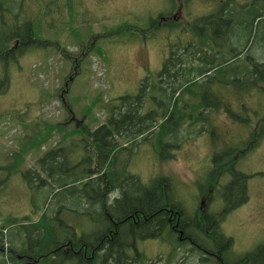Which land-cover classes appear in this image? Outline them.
I'll use <instances>...</instances> for the list:
<instances>
[{
    "label": "rangeland",
    "instance_id": "rangeland-1",
    "mask_svg": "<svg viewBox=\"0 0 264 264\" xmlns=\"http://www.w3.org/2000/svg\"><path fill=\"white\" fill-rule=\"evenodd\" d=\"M65 1L25 0V14L34 19L36 41L31 40L25 45L24 48L28 47L23 48L18 60L6 67L10 74V86L0 94V224L7 215L18 218V224L35 221L46 200L49 214L58 223L61 234L72 235L74 232L75 236L92 240L100 226L96 225V212L94 215L89 213L99 208L96 204L91 205L85 193L77 200L71 194L76 187H69L76 185L89 193V185L77 182L63 188L53 182L41 185L36 177L29 181L21 171V168L38 167V155L55 145L64 131L52 136L39 149L34 148L25 154L20 169L10 173L2 166L11 165L17 152L20 154L24 141L22 135L30 132L26 126L31 122H59L66 126L65 130L84 122L89 128H94L104 121L108 101L115 99L117 103L118 96L138 93L142 79L150 87L157 85L164 59L174 49L181 52L186 50L184 46L187 43L198 44L199 38L195 40L194 36V39H189L191 33L187 32L191 30L188 27L198 23L197 17L214 8L208 7L210 0H67L68 9ZM237 4V16L245 18L243 30L248 32L249 39L242 26L239 39L235 41L205 38L204 60L209 62L215 58L214 61L218 62L219 58L215 56H229L235 46H247L246 40L249 42L247 50L243 48L245 51L238 57L214 67L208 75L201 77L191 86V91L197 95H190L187 99L191 103L194 100L199 106L201 98L212 104L217 103L218 107L213 111L202 108L196 111L197 115L209 112L210 127L207 128L201 119L197 120L190 127L191 132L201 128L206 130L193 138L176 142L177 145L169 150L165 147L166 153L170 154L166 159L154 149L156 138L153 136L148 139L152 143L140 142L134 152L127 148L115 157V166L119 170L124 168L126 172L135 173L144 182L157 176L169 177L172 186L177 188V196L182 200L185 211L190 219L195 217L199 225V211L215 213L216 216L222 210L224 201L221 190L230 180V175L223 171L228 165L236 163V166L233 165L235 169L251 174L248 199L219 219L220 230L232 238L230 249H225L231 259L252 251L264 241V138L259 129L264 124V64H261L264 61V0H237ZM242 4L246 5L240 7ZM169 12L170 18L166 15L164 19H158L155 28L157 17ZM173 15L176 19H171ZM185 18L190 22L187 23ZM169 19L177 23L175 27L170 26ZM152 20L151 32L124 28L130 22L145 30ZM181 21L183 25H180ZM218 24L214 22L211 28ZM219 29H214L216 34ZM13 46L16 49L17 42H12L8 49ZM66 50L73 52L74 59L66 55ZM254 61L261 62V72L255 84L244 72L245 69L254 70ZM189 64L190 61L186 59L183 65ZM182 68L181 65L176 66L178 78H181ZM236 74L241 77L234 84H225L224 78ZM190 76L197 74L191 72ZM166 78L164 76L162 80ZM185 93L181 95L182 101H185ZM156 94L153 88L147 90L145 109L153 107L159 100ZM228 108L237 113L231 114ZM73 114L75 118L71 119ZM232 116L246 120L240 123L231 119ZM191 120L195 121L196 118L192 117ZM182 134L186 135V129L178 132L180 140ZM167 137L173 140L171 135ZM248 142L255 143V146L249 148ZM75 144L77 142L69 140L63 146L66 164L76 163L73 161L81 155L68 153ZM232 146L234 153L223 156L225 166L216 174L218 184L209 183L206 176L212 169V155L221 156ZM245 146L251 150L240 156L237 152ZM82 155L85 156V153ZM174 194L173 191V197ZM78 201L83 203L87 212ZM201 204L203 211L200 210ZM16 226L17 223L7 228V232L13 235L6 236L5 241L9 244L11 240L12 245L18 248L21 236L18 237ZM188 232L204 248L224 253L223 247L216 245L212 237L204 239L203 233L197 228L194 230L192 225ZM22 242L25 244V237H22ZM189 243L191 241L185 237H171L166 231L159 239L143 240L139 242V247L137 244L138 251L143 255V260L138 264H220L213 256L209 255L210 259H207L196 253ZM221 257L226 261L225 254ZM67 264H78V260L71 259ZM93 264L107 263L101 260Z\"/></svg>",
    "mask_w": 264,
    "mask_h": 264
},
{
    "label": "trees",
    "instance_id": "trees-1",
    "mask_svg": "<svg viewBox=\"0 0 264 264\" xmlns=\"http://www.w3.org/2000/svg\"><path fill=\"white\" fill-rule=\"evenodd\" d=\"M208 4L210 6L204 5L214 9L197 17L198 23L191 24L188 27V30H191L187 32L191 33L189 39H194V36L195 40L199 38L198 44L191 45L187 43L184 46L186 50L183 52L179 49L172 50L166 60L163 61L157 85L153 84L150 87L149 83L142 79L138 93L118 96L116 98L117 103H115V99L108 101L105 105V119L99 125L89 128V125L82 122L78 126L73 125L70 130H65L66 126L60 125L59 122L33 121L26 126L30 132H25L22 135L24 141L20 148V154L17 152L11 165H3L2 167L10 173L16 171L21 167L25 154L34 148L39 149L52 136L64 131L55 145L38 155L36 159V162L40 163L37 164L38 167L21 168V171L29 181L32 180V177H36L41 185H47L50 182L58 183L57 186L62 188L75 182L84 186L89 185V193L83 192L76 185L69 187H76L72 189L71 194L77 200H80L82 198L81 194L85 193L91 205L96 204L98 206L99 210L90 211L89 215H94V212H96V225L100 226V230L92 240H85L84 236H75L74 232H72V235L61 234L57 228L58 223H55L49 214V204L45 200L39 216L31 223L18 224V218L11 215L2 218L0 249L7 248L9 250L7 256L12 264H25V259L21 257H27L29 264H67L71 259L78 260V264H85V253L88 257V264H93L95 263L96 254H98L94 251V242L100 239L103 241L101 247V249L103 248L102 260L107 264L109 262L110 264L111 262L113 264H138L143 259L140 258L137 261L133 254L131 255L130 250L133 248L136 250L137 244L139 247V242L147 237L159 239L165 232L162 229L167 224L169 217H177L181 230L185 232L183 229L187 224H190V217L186 212L187 210L184 209L185 206L182 200L177 196V188L172 186V180L167 176H157L144 182L135 173L126 172L124 168L119 170L115 166V157L127 148L134 152L140 142L152 143L148 139L153 136L156 138L153 142L154 149L160 153L161 157L166 159L170 157V154L166 153L168 151L164 150L165 147L169 150L170 147L173 148L174 145H177L176 142L193 138L199 132L206 130V128H201L199 131L195 130L196 133L191 132L190 127L197 120L201 119L207 128L210 127L209 112L197 115L196 111L201 108L213 111L218 105L217 103L212 104L203 101L201 97L200 106L194 100L192 101L193 104L190 102L191 100L187 101L188 96L197 95V93L191 91V86L201 77L208 75V72L214 67L238 57L243 52V48L248 47L249 35L245 29L243 30L245 18L237 16L239 8L237 0H210ZM64 5L68 8L67 0ZM244 5L246 4H242L240 7ZM25 13V0H0V94L6 92L10 86V74L7 72L6 67L18 60L20 52L28 47L24 48L25 45L31 40L36 41L34 19L28 17ZM166 15L170 16V12L159 15L156 20L154 19L156 21L155 28L158 26L157 20L164 19ZM171 19H176V17L173 16ZM171 19H169V23L172 24L170 26L175 27L174 25L177 23ZM154 20L150 22V25H146L145 30H143V27L139 29V25L130 22L124 28L138 29L141 32L150 30L151 32ZM185 21L190 22L186 18ZM214 22L219 23L214 28L216 30L220 28L217 34L211 28ZM180 25H183V21ZM241 26L248 37L246 40L248 45L243 44V48L235 46L229 56H215L219 58L218 62L214 61L215 58L205 62L206 46L203 43L204 39L216 41L218 38H222L227 41H235L239 39L238 34ZM206 31H209V33L207 34ZM12 42H17L16 49L14 46L8 49ZM194 52L197 55H193ZM72 54L73 52L66 50L68 57H72ZM72 58L74 59V57ZM186 59L190 61V64L184 66ZM261 62L254 61L256 65L254 70H244L252 79L253 84L257 82V77L261 72L259 69L260 63L264 64V61ZM204 63H207V65H204ZM179 65L184 67L180 74L181 78L177 77L178 70L176 66ZM191 72H196L197 76H190ZM164 76L167 78L162 80ZM240 77L238 74L229 76L224 78L226 79L224 82L225 84H234ZM262 80H264V76H262ZM152 88L156 91L160 103L156 101L153 107L145 109L144 102L147 90ZM162 89L164 91H159ZM183 92H186L185 101L181 99ZM153 98L155 99V97ZM192 117H195L196 120H191ZM235 120L245 122L246 119L235 117ZM180 129H186V135L183 136L182 134L181 140L178 136ZM260 133L263 137L264 130L262 128H260ZM167 135H171L173 140L171 141ZM69 140L75 141L77 144L68 150V153L71 155L81 154L73 161L76 162L74 164H66V158L64 157L63 146ZM80 142H83V144ZM253 146H255V143L248 142L249 148ZM249 148L245 146L237 153L243 156L248 150H251ZM233 150L234 146L221 156L219 154L212 155V169L210 168L211 170L206 176L209 183H216L215 186L218 184L219 179H217L216 174L225 166L222 158L225 155H232ZM83 153H85V156L82 155ZM70 164L72 165L69 166ZM233 165L236 166V163L232 162L223 171L230 175V180L223 185L221 190L220 195L224 201L222 210L216 216L215 213L199 211L201 224L195 223L196 228L210 233L216 245L219 247L221 245L223 250L230 249L232 238L220 230L219 219L229 210L234 209L248 199L247 184L251 177V174L235 169ZM173 191L175 197H173ZM78 202L83 207V203ZM85 212L87 211L85 210ZM16 223L15 229L19 230L18 237L21 236V244L18 248L12 245L11 240L9 244L5 241L6 236L13 235L12 232H7V228L14 226ZM22 237L26 238L25 244L22 242ZM92 248L93 251L91 252L90 249ZM224 253L226 264H264V241L259 243L252 251L236 259L229 258L226 250ZM0 255V259H3V252L0 251ZM18 256H21V259Z\"/></svg>",
    "mask_w": 264,
    "mask_h": 264
},
{
    "label": "flooded vegetation",
    "instance_id": "flooded-vegetation-1",
    "mask_svg": "<svg viewBox=\"0 0 264 264\" xmlns=\"http://www.w3.org/2000/svg\"><path fill=\"white\" fill-rule=\"evenodd\" d=\"M173 16H175V15H173ZM172 16V17H173ZM170 17V16H169ZM165 18V17H164ZM219 35H220V33H219ZM67 84V83H66ZM65 84V85H66ZM227 105H229V104H227ZM246 105V104H245ZM215 110V109H214ZM228 111H230L231 112V114H234L235 115V113H237V111H231L230 110V108H228L227 109ZM71 119L72 118H75V116L74 115H71V117H70ZM201 203H202V201H201ZM202 205V204H201ZM195 223H196V220L195 219H193V218H191L190 219V224L189 225H187V226H185L184 227V231L185 232H183L182 230H181V227H180V224H179V222H178V218L177 217H175V216H172V217H169L168 219H167V224L164 226V228L162 229L163 231H166V232H168L169 233V235L171 236V237H173V235H175L176 237H178L179 239H182V238H184L185 237V239L186 240H189V241H191V243H189L190 245H191V249H193V248H195L196 250H195V252L196 253H198V254H200V255H202V256H205L207 259H210V256H213V257H215V259L216 260H218L219 261V263L220 264H226V262L224 261V258H222L221 257V255H223V254H225V253H219L218 252V250L216 249H212V250H208V249H206V248H204L200 243H198L195 239H193L192 238V235H191V232H188V228H190V226L192 225L193 226V228H194V230L196 229V225H195ZM198 229V228H197ZM199 230V229H198ZM162 231V232H163ZM187 232V233H186ZM200 232H202L203 233V235L205 236H203V238L204 239H206L207 240V238L206 237H208V238H210L211 239V234L210 233H206V232H203V231H201L200 230ZM165 232H163V234H164ZM162 234V235H163ZM146 239H153V238H145V239H143V240H146ZM158 239V238H157ZM214 241V240H213ZM102 243H103V241H102V239H100L99 241H97L96 243H95V249H94V251H96L98 254H96V259H95V262H97V263H100V261L102 260V251H103V248L101 249V247H102ZM231 244H232V241H231ZM196 245V246H195ZM86 248V247H85ZM140 250V249H139ZM0 251L1 252H3V255H4V257H3V259H0V264H12L11 263V261L10 260H8V256H7V253L9 252V250L7 249V248H2V249H0ZM85 251H86V249H85ZM90 251L92 252L93 251V248L92 249H90ZM130 253H131V255L133 254V257H135V259L137 260V261H139L140 260V256H142V259H143V255H142V252L141 251H138V249L136 248V250H135V248H133V249H131L130 250ZM210 255V256H209ZM85 258H84V262H86L87 264H88V257H87V255H86V253H85ZM21 256H18V258L19 259H21V258H24L25 259V264H29V260H28V258L27 257H21ZM133 259V258H132ZM132 261V260H131ZM134 261V260H133ZM154 264H156V263H154ZM159 264H163V263H159ZM202 264H203V262H202Z\"/></svg>",
    "mask_w": 264,
    "mask_h": 264
},
{
    "label": "water",
    "instance_id": "water-1",
    "mask_svg": "<svg viewBox=\"0 0 264 264\" xmlns=\"http://www.w3.org/2000/svg\"><path fill=\"white\" fill-rule=\"evenodd\" d=\"M201 209H202V206H201Z\"/></svg>",
    "mask_w": 264,
    "mask_h": 264
},
{
    "label": "bare ground",
    "instance_id": "bare-ground-1",
    "mask_svg": "<svg viewBox=\"0 0 264 264\" xmlns=\"http://www.w3.org/2000/svg\"><path fill=\"white\" fill-rule=\"evenodd\" d=\"M112 234V233H111Z\"/></svg>",
    "mask_w": 264,
    "mask_h": 264
}]
</instances>
